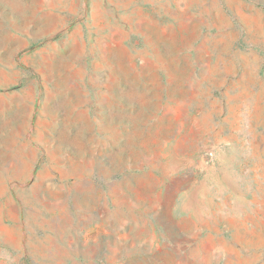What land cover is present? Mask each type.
Returning a JSON list of instances; mask_svg holds the SVG:
<instances>
[{
    "label": "rangeland",
    "instance_id": "1",
    "mask_svg": "<svg viewBox=\"0 0 264 264\" xmlns=\"http://www.w3.org/2000/svg\"><path fill=\"white\" fill-rule=\"evenodd\" d=\"M0 264H264V0H0Z\"/></svg>",
    "mask_w": 264,
    "mask_h": 264
},
{
    "label": "crops",
    "instance_id": "2",
    "mask_svg": "<svg viewBox=\"0 0 264 264\" xmlns=\"http://www.w3.org/2000/svg\"><path fill=\"white\" fill-rule=\"evenodd\" d=\"M10 250H11V249H10ZM17 259H18V258H17ZM17 259H16V260H17Z\"/></svg>",
    "mask_w": 264,
    "mask_h": 264
}]
</instances>
